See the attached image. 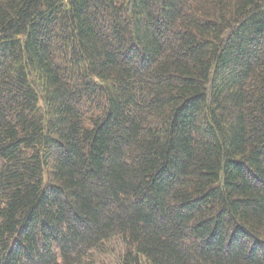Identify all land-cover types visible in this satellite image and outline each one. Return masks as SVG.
Here are the masks:
<instances>
[{
	"label": "trees",
	"instance_id": "1",
	"mask_svg": "<svg viewBox=\"0 0 264 264\" xmlns=\"http://www.w3.org/2000/svg\"><path fill=\"white\" fill-rule=\"evenodd\" d=\"M264 264V0H0V264Z\"/></svg>",
	"mask_w": 264,
	"mask_h": 264
},
{
	"label": "rangeland",
	"instance_id": "2",
	"mask_svg": "<svg viewBox=\"0 0 264 264\" xmlns=\"http://www.w3.org/2000/svg\"><path fill=\"white\" fill-rule=\"evenodd\" d=\"M125 245L120 238L107 242L101 250H95L84 264H118Z\"/></svg>",
	"mask_w": 264,
	"mask_h": 264
}]
</instances>
